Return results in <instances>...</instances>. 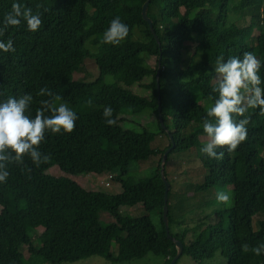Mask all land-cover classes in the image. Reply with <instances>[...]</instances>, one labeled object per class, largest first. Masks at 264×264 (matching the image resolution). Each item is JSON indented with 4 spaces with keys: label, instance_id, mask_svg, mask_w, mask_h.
<instances>
[{
    "label": "trees",
    "instance_id": "obj_1",
    "mask_svg": "<svg viewBox=\"0 0 264 264\" xmlns=\"http://www.w3.org/2000/svg\"><path fill=\"white\" fill-rule=\"evenodd\" d=\"M15 2L31 7L34 13L39 11L42 25L30 32L22 21L0 35V40L11 39L15 48L7 53L0 50V103L31 94L34 102L29 115L34 117L39 101L48 99L37 95L41 88L62 96V102L78 115L76 126L70 134L46 133L39 150L50 157L54 153L52 157H70L76 164L75 175L113 174L111 181L120 185L121 192L89 190L69 175L47 172L44 162L35 166L27 156L24 165H9V177L0 183V264H25L21 245L52 264L92 255L120 262L148 252L163 255L170 263L176 248L162 222L164 181L159 171L170 139L158 119V130L152 132L123 129L119 117L145 108L157 117L155 75L159 55L161 112L164 125L169 128L171 124L169 132L175 142L164 165L169 182V233L183 243L182 254L195 264L216 253L226 259V264H264V254L256 256L241 249L244 243L251 247L264 244V220L258 230L252 229V217L264 211V161L259 156L264 148V116L259 115V109H249L246 141L232 153L218 149L225 153L222 160L210 159L200 151V137L206 136L202 123L216 97L212 88L217 57L226 61L252 52L261 62L264 80V0H150L146 13L159 45L141 15L145 0H0V21ZM37 5L41 7L37 9ZM243 12L250 16L247 25L240 27L230 21V13ZM117 16L128 25L129 34L119 45L103 44L102 34ZM134 28L140 29V37L134 36ZM255 29L258 32L253 35ZM194 39L199 41L197 58L192 54L183 63L186 42ZM87 43L97 50L91 51ZM87 58L93 60L100 75L90 81L75 79ZM105 74L113 75L115 83L104 82ZM149 76L152 79L146 83ZM133 84L150 92L140 96L128 88ZM108 105L114 109L115 126H108L103 118ZM157 135L167 139L165 146H151ZM191 148L204 168L203 181L195 190L231 185L233 198L224 211L226 226L221 220L210 224L185 243L182 234L171 230L176 221L170 203L174 183L179 182L183 171L167 174L166 164L170 154ZM157 155L152 174L133 181L128 174L130 164ZM120 205H140L145 213L124 214L117 209ZM101 213L112 219L103 221ZM151 214L159 218L160 229L155 228ZM37 228L41 232L35 246L30 233ZM113 243L116 252L111 251Z\"/></svg>",
    "mask_w": 264,
    "mask_h": 264
},
{
    "label": "clouds",
    "instance_id": "obj_2",
    "mask_svg": "<svg viewBox=\"0 0 264 264\" xmlns=\"http://www.w3.org/2000/svg\"><path fill=\"white\" fill-rule=\"evenodd\" d=\"M37 9L41 5L36 6ZM26 23L27 30L36 32L42 25L41 13L33 12L31 7H22L15 2L11 11L6 13L0 21V35L10 27H18L21 22ZM129 34V27L120 17L113 18L102 34V43L119 45ZM0 50L14 52L13 41L0 40ZM261 62L252 52H244L239 56L217 57L215 85L212 92L216 94L214 103L207 109V116L203 120V132L206 142L200 151L210 159L217 161L224 158V151L234 152L247 139V125L250 117L246 114L249 109H259V115L264 116V80L260 75ZM38 96L48 97L39 101V107L34 117L29 115L34 98L31 94H24L19 98L9 97L0 103V183H5L9 177L8 166L11 164L24 165L25 156L39 167L42 162L50 159L44 155L39 146L45 141L46 133L53 135L71 133L78 119L77 113L62 102L59 94L48 88H41ZM91 105L92 101H87ZM114 109L108 105L103 109V118L108 126H115ZM242 117L241 119H237ZM31 171V169H28ZM217 203L227 204L230 196L224 192H217ZM243 252H251L256 256L264 254V244L251 247L244 243Z\"/></svg>",
    "mask_w": 264,
    "mask_h": 264
},
{
    "label": "rangeland",
    "instance_id": "obj_3",
    "mask_svg": "<svg viewBox=\"0 0 264 264\" xmlns=\"http://www.w3.org/2000/svg\"><path fill=\"white\" fill-rule=\"evenodd\" d=\"M249 14H233L230 13V21L236 23L238 26H245L249 22ZM257 29H255L254 34H257ZM141 32L139 28H134V36L140 37ZM255 37V36H253ZM250 38L249 44H254V39ZM199 41L198 39H194L192 42H186L185 49L183 50V63H186L192 54H196L195 58H197L196 48L198 47ZM87 47L91 51H96L97 48L86 44ZM100 75L99 70L94 64L93 60L87 58L85 60V65L81 69V71L76 72L74 74L75 79L80 80H94ZM152 79L151 76L145 79V82L148 83ZM102 80L106 83H115V78L113 75L105 74L102 77ZM122 85V83H120ZM134 93L145 96L150 91L145 90L144 88L138 87L136 84H133L128 87ZM122 120L120 121V125L123 129L133 130V131H141L142 129H146L148 131L156 132L158 130L157 125V117L152 113L150 108H145L137 113H124L120 114ZM171 129V124L167 125ZM201 143L206 142V136L200 137ZM167 143V139L164 136L157 135L154 141L151 143L153 148H160L165 146ZM190 150L183 152H175L170 154L169 159L166 164L167 174H171L172 176L176 175V173L183 171L180 174L179 182H175L172 188V194L170 196L171 203V214L176 223L171 225V230L175 233L182 234L184 237V242L189 243L193 241L198 232L204 229L206 226L210 224H214L215 222H220L223 226L227 225V216L224 213L227 208L232 205V186L227 185L224 187H211L206 190H195L197 185L202 183V179L204 176V168L202 167V163L198 161V159L194 156L195 153ZM189 157H185V155L189 154ZM56 154V153H54ZM51 157L48 162L44 163V168L47 172L54 175H69L74 178L77 182L85 186L89 190H97L102 191L107 194H117L119 191V186L117 182L110 181V187H104L103 183L106 181V176L109 174H94V173H82L79 175H75L74 173L77 171V168H74L75 161L70 157ZM50 156V155H49ZM259 156L264 161V148L259 150ZM159 156H150L147 160L132 162L129 166V176L133 179V181H137L140 178L149 177L154 168L158 163ZM224 191L230 196V200L227 204L217 203V192ZM185 195V196H184ZM124 214H129L133 216H138L144 214L145 211L135 205L134 207H130L128 205H120L117 208ZM101 218L103 221H110L112 217L106 213H101ZM221 218V219H220ZM150 219L154 224L156 229H160L161 225L159 223V218L151 214ZM264 220V211L258 212L252 217V229H259V222ZM41 232V228H37L35 232L30 233V237L35 246L39 245V241L37 239V235ZM21 252L24 255V263L25 264H52L43 260L40 257H36L28 253L27 247L25 245H21ZM111 251H117L116 243L111 245ZM56 264H167V258L163 255H155L152 252L146 253L141 258H136L128 261H120V262H112L107 260L105 257L100 255H92L89 257L80 258L74 261H62ZM176 264H195L193 260L187 255L182 254ZM202 264H226V259L223 258L219 253H216L214 257L204 260Z\"/></svg>",
    "mask_w": 264,
    "mask_h": 264
},
{
    "label": "water",
    "instance_id": "obj_4",
    "mask_svg": "<svg viewBox=\"0 0 264 264\" xmlns=\"http://www.w3.org/2000/svg\"><path fill=\"white\" fill-rule=\"evenodd\" d=\"M150 0H145V2L142 4L141 6V15L142 18L148 23L149 29L152 33V35L154 36V38L156 39L158 45H159V39L157 38L156 32L154 30V27L152 25V20L151 18H149L147 16V7L149 4ZM160 71H161V56L159 55L158 59H157V69H156V91H157V118L158 121L160 123V126L162 128L165 129V131L168 134V137L170 139L171 145L169 147H167L161 157V162H160V175L164 181V193H163V207H162V222L164 225V230L166 233V236L168 237V239H170L171 241L174 242L175 248H176V253L175 255L172 257V259L170 260L169 264H175L176 261L178 260V258L181 256L182 252H183V243L179 240L176 239L174 236H172L169 233V226H168V190H169V182L166 180L165 176H164V165L167 159V155L170 152L171 148L174 147L175 142L173 139L172 134L169 132V130H167L166 126L164 125V121H163V117H162V112H161V97H160V86H159V76H160Z\"/></svg>",
    "mask_w": 264,
    "mask_h": 264
},
{
    "label": "built area",
    "instance_id": "obj_5",
    "mask_svg": "<svg viewBox=\"0 0 264 264\" xmlns=\"http://www.w3.org/2000/svg\"><path fill=\"white\" fill-rule=\"evenodd\" d=\"M113 177V174H109L108 176H106V181L103 183L104 187H109L110 186V181Z\"/></svg>",
    "mask_w": 264,
    "mask_h": 264
},
{
    "label": "crops",
    "instance_id": "obj_6",
    "mask_svg": "<svg viewBox=\"0 0 264 264\" xmlns=\"http://www.w3.org/2000/svg\"><path fill=\"white\" fill-rule=\"evenodd\" d=\"M118 184V183H117ZM119 185V184H118ZM110 187V186H109ZM121 192V188H120V186H119V191L117 192V193H120ZM138 206H140V205H138Z\"/></svg>",
    "mask_w": 264,
    "mask_h": 264
}]
</instances>
